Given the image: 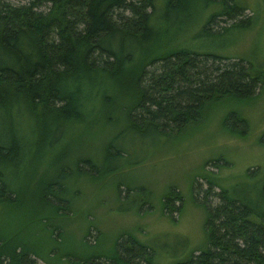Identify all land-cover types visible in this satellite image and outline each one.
<instances>
[{
	"label": "trees",
	"instance_id": "trees-1",
	"mask_svg": "<svg viewBox=\"0 0 264 264\" xmlns=\"http://www.w3.org/2000/svg\"><path fill=\"white\" fill-rule=\"evenodd\" d=\"M248 9L246 0H0V264H57L42 260L23 232L31 220L47 229L52 211L71 204L65 194L76 172L95 180L127 168L133 148L162 145L202 117L207 102L253 95L264 61L206 42L224 36L230 44L257 15ZM245 121L229 110L224 123L235 130ZM97 126L110 128L100 154L69 158L66 137ZM66 157L74 170L64 168ZM211 172L199 174L203 190L192 181L207 212L206 245L172 264H264V168L225 184ZM182 199L170 186L163 207L181 210ZM123 235L107 264H154L153 245ZM80 259L70 263H95Z\"/></svg>",
	"mask_w": 264,
	"mask_h": 264
},
{
	"label": "rangeland",
	"instance_id": "rangeland-1",
	"mask_svg": "<svg viewBox=\"0 0 264 264\" xmlns=\"http://www.w3.org/2000/svg\"><path fill=\"white\" fill-rule=\"evenodd\" d=\"M246 2L251 6L247 15L252 14V9L257 12L250 26L232 34L230 44L224 36L210 37L206 42L210 48L217 46L222 53L240 55L257 64L264 61V0ZM229 110H238L246 118L245 125L236 122L235 130L227 127L224 120ZM95 128L72 131L66 137L63 146L68 148L69 158L70 153L100 154V143L108 138L110 128ZM129 137L140 138L132 133ZM159 139L162 141V137ZM153 146L154 143L140 144L133 148L127 160L131 165L103 178L90 180L76 172L67 183L65 194L71 204L52 211L56 215L48 220L47 229H43L40 220H31L23 232L42 260L71 264L72 259L87 257L86 261L94 264H107L106 256L113 252L122 234L124 238L131 234L153 245L156 249L154 264H172L190 256L193 249L205 246L207 212L194 200L192 181L198 177L203 190L208 187L206 179L199 175L203 170L212 171L225 184L244 178L249 167L264 168V82L249 98L225 96L219 101L207 102L202 117L172 133L162 145L155 146L157 148ZM144 157L146 159L135 163ZM63 160L66 170H74L67 157ZM45 166L40 165L38 175L44 174ZM61 166L62 161L56 163L53 172ZM35 182L31 185V195L37 194ZM170 186L179 189L183 199L181 210L169 213L163 207V196ZM202 190L200 195L195 192L198 200H202ZM210 198L215 205L218 199ZM16 214L15 217L20 216V212ZM15 221L20 223L18 219ZM68 252L79 257L72 253L69 256ZM56 253L57 257L46 256H56Z\"/></svg>",
	"mask_w": 264,
	"mask_h": 264
}]
</instances>
